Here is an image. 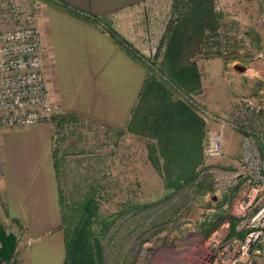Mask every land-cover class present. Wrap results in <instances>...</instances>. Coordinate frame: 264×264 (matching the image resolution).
<instances>
[{
    "label": "rangeland",
    "instance_id": "rangeland-1",
    "mask_svg": "<svg viewBox=\"0 0 264 264\" xmlns=\"http://www.w3.org/2000/svg\"><path fill=\"white\" fill-rule=\"evenodd\" d=\"M216 7L223 13L219 39L224 44L230 40L231 46L199 61L202 90L194 98L209 114L226 117L251 95L264 106V0H216ZM172 9L171 3H163L117 23L127 33L139 31L137 44L143 50L151 46L144 54L149 70L162 51L164 33L174 18ZM198 111L208 131L221 127ZM54 123L65 203L74 206L94 185L100 201L98 220L109 219L108 229L100 234L105 264H199L208 238L200 223L222 211L231 217L236 194L220 204L236 186L234 175L243 171L242 131L224 127V154L204 155V169L196 182L205 187L186 186L168 197L161 175L148 159V139L87 120L65 124L55 132ZM129 204L139 207L124 210ZM94 230L101 232L98 221ZM17 256L9 264L16 263Z\"/></svg>",
    "mask_w": 264,
    "mask_h": 264
},
{
    "label": "crops",
    "instance_id": "crops-1",
    "mask_svg": "<svg viewBox=\"0 0 264 264\" xmlns=\"http://www.w3.org/2000/svg\"><path fill=\"white\" fill-rule=\"evenodd\" d=\"M163 3L173 0H45L40 35L57 112L105 127L127 126L151 46L143 50L139 31L127 33L117 23ZM52 124L9 127L1 134L0 217L19 232L14 264H63L66 257Z\"/></svg>",
    "mask_w": 264,
    "mask_h": 264
},
{
    "label": "trees",
    "instance_id": "trees-1",
    "mask_svg": "<svg viewBox=\"0 0 264 264\" xmlns=\"http://www.w3.org/2000/svg\"><path fill=\"white\" fill-rule=\"evenodd\" d=\"M61 4L78 13L66 2ZM172 8L174 18L164 33L162 51L148 69L131 118L124 128H114L120 134L130 131L149 140L148 159L161 175L168 197L186 186L195 185L199 190L205 187V183L196 182L204 169V143L208 134L207 124L198 111L202 106L194 98L202 90L199 61L231 46L230 40L224 44L219 39L223 13L217 9L216 0H173ZM55 115L52 122L55 132L57 127L87 120L76 113ZM56 156L59 173L57 148ZM237 189L236 186L231 190V198L230 194L225 195L220 207L234 197ZM65 200L61 190V228L67 247L63 264H105L100 234L108 229L110 222L108 218L98 220L100 201L94 185L74 206H68ZM138 207L129 204L124 210ZM226 218L224 211L214 213V217L200 223L202 234L208 237ZM97 221L99 233L94 230Z\"/></svg>",
    "mask_w": 264,
    "mask_h": 264
},
{
    "label": "built area",
    "instance_id": "built-area-1",
    "mask_svg": "<svg viewBox=\"0 0 264 264\" xmlns=\"http://www.w3.org/2000/svg\"><path fill=\"white\" fill-rule=\"evenodd\" d=\"M44 5L45 0H0V141L6 128L52 123L56 114L40 35ZM200 111L221 124L208 131L206 157L224 154L226 126L244 133L246 147L243 171L234 175L231 217L208 236L199 264H264V106L251 95L226 117Z\"/></svg>",
    "mask_w": 264,
    "mask_h": 264
},
{
    "label": "water",
    "instance_id": "water-1",
    "mask_svg": "<svg viewBox=\"0 0 264 264\" xmlns=\"http://www.w3.org/2000/svg\"><path fill=\"white\" fill-rule=\"evenodd\" d=\"M19 232L5 225L0 217V264H8L17 248Z\"/></svg>",
    "mask_w": 264,
    "mask_h": 264
}]
</instances>
